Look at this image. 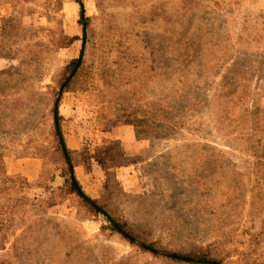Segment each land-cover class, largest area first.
Wrapping results in <instances>:
<instances>
[{"label":"rangeland","instance_id":"374dc122","mask_svg":"<svg viewBox=\"0 0 264 264\" xmlns=\"http://www.w3.org/2000/svg\"><path fill=\"white\" fill-rule=\"evenodd\" d=\"M64 1L63 27L69 33H80V3ZM129 1L82 0L85 13L92 15V26L98 34L115 28L117 33L130 38L136 52L153 59L158 76L149 88L152 97L159 100L155 105L134 106L131 119L137 124L140 140L138 138L136 147L122 145L114 135V140L109 138L110 133L103 124L110 116L103 85L106 78L99 64L86 61L79 70L82 88L64 95L59 112L63 119L88 121L67 128L66 133L81 131L82 134L64 136L65 142L70 152L82 148L89 151L86 158H93L97 163L102 161V168L94 170L100 178L103 175L102 182L94 186L91 194L81 187L91 198L92 194H97L99 197L94 199L105 205L112 216L126 219L132 235L144 242L156 240L160 247L205 248L214 243L212 236L221 232L218 226L222 219L229 213L233 215L225 201L236 194V186L226 175L241 170L249 160L245 153L240 155L238 150H233L231 129L221 124L224 101L220 90L229 83L236 88L247 83L250 94L245 104L264 108V0H208L212 6L203 5L201 15L191 9L185 16L180 9L183 0H135V5L128 4ZM39 4L41 0L33 3ZM25 6L20 10L25 12ZM11 8L10 3L0 2V32L11 25L17 28L19 35L14 45L19 47L21 43L22 47L18 54L9 50V54L0 55V69L19 66L25 81L8 80L6 93L17 88L10 96L0 95L1 166L16 177L15 187L9 188L8 194L0 195V203L6 198H17L19 202L13 208L12 226L5 229L14 233L7 232V238L0 234V239L5 240L0 257L6 254L5 261L10 260L11 264H103L94 247L104 245L113 258L129 255L123 264H190L143 252L118 233L101 230V226L107 224L104 214H92L73 193L55 192L56 204L52 207L45 200L20 199L25 194L46 195L43 185L39 186L37 181L39 176L40 183L51 187L64 183L46 85L64 63L79 55L80 46L76 42L50 53L42 51L44 47L38 45V41L46 40L44 43L49 44L47 40L55 36L43 30L47 26L46 17L36 13L21 16L9 25L7 17ZM169 17L172 18L169 20ZM30 33L34 35L28 41L37 46L25 45L24 37ZM36 50L46 55L29 60L31 64L20 63L22 55L29 59ZM40 61L44 62L40 64ZM178 71L186 72L190 79L180 77ZM242 71L249 75L250 83L240 78ZM172 77L180 84L194 81V85L181 92L198 96L202 102L194 114L191 109L182 112L194 128L175 131L169 136V131L162 126L166 123L160 120L171 119L170 108L164 104L169 103ZM81 94H85L82 102L78 100ZM214 94L218 98H214ZM68 95L76 98L68 101L65 98ZM191 101L181 106L186 107ZM218 109L220 124L214 119ZM176 117L178 115L173 118ZM225 140L230 144H225ZM234 143L235 147L245 144L237 139ZM217 148L227 152L224 159L213 155ZM203 150L208 152L207 160L197 164L194 157ZM195 171L213 188L211 195L203 194L202 182H198L201 178H193ZM233 219L229 218L230 224L224 221L226 232L233 229ZM248 225L244 219L240 220L230 238L214 244L216 250L226 253L245 249L237 242ZM70 246H74V250H69ZM255 249L264 252V240ZM256 252L251 250L252 256ZM245 261L233 252L223 263L244 264ZM263 261L258 259L257 264Z\"/></svg>","mask_w":264,"mask_h":264},{"label":"trees","instance_id":"16d2710c","mask_svg":"<svg viewBox=\"0 0 264 264\" xmlns=\"http://www.w3.org/2000/svg\"><path fill=\"white\" fill-rule=\"evenodd\" d=\"M37 1L38 0H0V2H7L12 6L11 13L7 17L9 25L16 22L17 18L21 16H29L36 13L46 17L47 26L43 30L52 32L55 36L52 34L53 38L47 40L49 44L44 43L46 40L38 41L37 44L44 47L41 48L42 51L50 53L56 49L61 50L67 48L76 42L79 43L80 47L79 55L64 63L59 71L52 75L51 83L46 85L49 104L51 106L49 110L52 114L54 136L59 145V156L62 159L60 168L64 183L59 187H51L46 183H40L41 176H39L37 181L39 186L43 185L46 195L42 197L40 196L41 194H39L31 197L25 194L19 198L26 201L45 200L48 206L52 207L56 204L55 192L59 194H65L66 192H68V194L73 193L80 198L88 210L92 211V214L98 212L104 214L107 224H103L101 230L109 229L114 231L131 245L136 246L139 250L148 252L152 255H158L161 258L190 264H224L223 260L235 252L237 255L240 254L243 260H246L244 264H257L258 259L264 260V252H256L255 249V246L264 240V108H251L245 104V98L250 94V86L244 83L243 87L242 85H238L236 88L233 84L229 83L226 88L220 90L222 92L221 98L224 101V112L220 119L221 124L230 127V140L234 145L233 150H238L240 155L246 154L245 156L249 159V164L247 163L246 166H242V169L239 171L235 170L226 175L228 180H231L236 186V194L225 201L227 207L231 208L233 211V215L230 216L231 213H229L222 219L221 225L218 226L221 232L215 233V235L212 236L214 237V243L207 245L205 248L179 250L160 247L157 245L156 240L144 242L130 233L126 219L122 216H112L108 213L105 205L91 198L82 189L74 174L70 157L71 152L67 148L62 132L61 121L63 117L59 112V106L64 95L82 88L83 81L79 78V70L84 62L89 61L90 64H99L106 78L103 85H105L106 90H104V92L109 102V118L130 116L136 104L155 105L157 100H159L152 97L154 95L149 88V84L154 80V77L158 76V69L154 65L153 59H149V56L145 53L136 52L133 49L130 38L123 33H117V29L111 28L112 30L105 31L107 33L102 30L98 34L92 26V15L85 13L82 0H78L81 6V12L78 18V23L81 26L80 33H69L63 27V23L61 22L63 13L61 10L65 3L64 0H41L42 4L33 5V3ZM134 1L135 0H131L128 4L135 5ZM24 4H26L25 12L20 10V7ZM203 5L212 6L208 0H183L180 9L183 11L184 16L191 9L198 11L201 15L203 12L201 9ZM171 18L172 17H169V20ZM0 31H2V29ZM17 35H19L18 29L12 28V25L8 26L4 32H0V55H7L11 50L17 52L16 54L20 53L22 47L21 43L19 47L14 45V40ZM33 35L34 33H30L24 37L26 40L25 45L31 47L37 46L36 43L28 41ZM45 55L46 54L36 50L31 53L29 59L26 57L27 55H22L20 63L23 65L31 64L29 60H38V58H43L42 56ZM43 62L44 61H40V64ZM178 74H181L180 77H183L185 80L190 79V77L186 75V72L178 71ZM241 76L240 78H246V81L250 83L247 78L249 75H247L246 71H242ZM16 78H20V83L25 81L23 69L21 67L18 66L17 68L6 70L0 69V95L6 97L7 94V96H10L14 93L17 87L13 88L9 93H6L9 88L6 82ZM171 81L169 86V103L164 104L170 108L169 117L171 119L160 120V122L166 123L162 126L163 130L166 132L169 131V136L175 131L194 128L188 119L182 116V112L191 109L192 114H194L202 102V99L198 96L196 97L193 94L181 92L182 89H186L189 85H194V81H190V84H180V82L173 77ZM59 90V98L57 99L56 96ZM213 96L214 98L217 97L216 94ZM188 100L192 101L186 107L181 106ZM218 111L219 109L216 111L214 119L219 123ZM177 115L178 117L173 118ZM233 138L237 139L239 142H245V144L235 147ZM224 143L230 144L227 140H225ZM187 145L193 146L195 143H187ZM207 153L206 150H203L199 155L194 157L193 161H196L198 164V161L207 160ZM217 154L219 155V159H224L227 152L224 149L217 148L214 150L213 155ZM1 163L2 156L0 154V195H4L8 194L7 190L9 188L12 189L15 187L16 177L3 170ZM171 169H175V167L171 166ZM198 177L200 176L198 172L195 171L193 173V178L195 179ZM200 178L198 182H202L203 194L210 193L209 195H211V189L213 188L208 185L203 177ZM177 184H179V182H177ZM17 200V198H6L0 203V234H2L3 238H7L8 233H14V230L6 231L5 229L12 226L13 208L19 204ZM230 217H234L233 221L235 225L231 232H226L224 221L230 224ZM242 219H244V222L249 223V225L241 232V239L237 244L245 246V249L241 251H228L226 253L217 251L216 245L214 244L225 242L230 238V236L233 235L231 233L237 229V224H239ZM25 232L24 230V233ZM4 245L5 240L0 239V249H2ZM94 249L99 251L97 257L100 262L103 261V264H108L109 260L111 262L110 264H123L126 257L127 259L129 257L128 255L113 258L111 255H108L107 248L104 245L95 246ZM69 250H74V246H70ZM251 250L256 252L255 255L252 256ZM5 257L6 254L0 257V264H11L10 260L5 261ZM256 257L258 259H256ZM261 264H264V261Z\"/></svg>","mask_w":264,"mask_h":264},{"label":"crops","instance_id":"0c3cea01","mask_svg":"<svg viewBox=\"0 0 264 264\" xmlns=\"http://www.w3.org/2000/svg\"><path fill=\"white\" fill-rule=\"evenodd\" d=\"M65 98L68 101H70L72 99H75L76 96L68 95L65 96ZM84 98H85V94L83 95L81 94L78 96V100H81L80 102H82ZM81 121L87 122L88 120L75 121L69 118L63 119L61 122V128L64 136L66 137L67 135L68 136L81 135L82 134L81 131L76 133L73 132L66 133L67 128H69L70 126H74L77 122H81ZM103 124L107 126V130L110 133L109 138L113 139V135H114L115 138H117L120 141V143L124 146L136 147V143H138V141L140 140L139 138L140 133H138L139 130L137 129V124L134 119H131V115L120 118H107L105 122H103ZM88 154L89 151L87 150L83 151L82 148L80 149L77 148L71 151L70 157L74 169V174L77 180L79 181L80 185H82L83 189H86L91 194V191L93 190L94 186H97L99 181L100 183L102 182L101 179L103 175L101 174V178H100L99 173L94 171L95 168H102L101 166L102 161L100 163L94 162L93 158L92 159L86 158ZM91 196L93 198L99 197L97 194H92Z\"/></svg>","mask_w":264,"mask_h":264},{"label":"water","instance_id":"95a60500","mask_svg":"<svg viewBox=\"0 0 264 264\" xmlns=\"http://www.w3.org/2000/svg\"><path fill=\"white\" fill-rule=\"evenodd\" d=\"M59 92H60V90L58 91V94H57V97H56L57 99H58V97H59Z\"/></svg>","mask_w":264,"mask_h":264}]
</instances>
